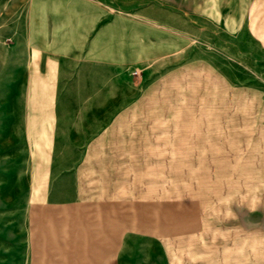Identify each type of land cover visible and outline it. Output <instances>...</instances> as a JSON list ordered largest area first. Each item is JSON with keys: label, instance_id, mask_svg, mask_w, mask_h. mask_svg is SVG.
Segmentation results:
<instances>
[{"label": "rangeland", "instance_id": "obj_1", "mask_svg": "<svg viewBox=\"0 0 264 264\" xmlns=\"http://www.w3.org/2000/svg\"><path fill=\"white\" fill-rule=\"evenodd\" d=\"M28 1L0 0V95ZM212 4L117 136L115 178L85 186L116 198L99 217L109 237L55 212L60 186L27 183L0 122V264H264V0Z\"/></svg>", "mask_w": 264, "mask_h": 264}, {"label": "crops", "instance_id": "obj_2", "mask_svg": "<svg viewBox=\"0 0 264 264\" xmlns=\"http://www.w3.org/2000/svg\"><path fill=\"white\" fill-rule=\"evenodd\" d=\"M220 1L227 8L229 0ZM213 8L212 0L28 1L24 31L7 45L11 65L1 70L2 135L21 138L14 168L28 184L62 188L55 212L77 217L69 224L78 231L107 236L100 212H116V198L85 186L115 178L108 154L117 136H131L165 59L176 63L193 46L191 21L212 18ZM31 196L25 201L47 200Z\"/></svg>", "mask_w": 264, "mask_h": 264}]
</instances>
